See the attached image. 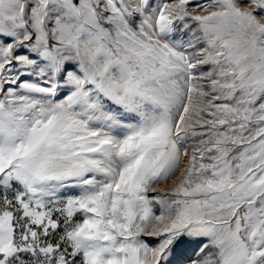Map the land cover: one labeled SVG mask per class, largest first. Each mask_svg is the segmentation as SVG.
<instances>
[{
    "label": "snow or ice",
    "instance_id": "obj_1",
    "mask_svg": "<svg viewBox=\"0 0 264 264\" xmlns=\"http://www.w3.org/2000/svg\"><path fill=\"white\" fill-rule=\"evenodd\" d=\"M0 264H264V0H0Z\"/></svg>",
    "mask_w": 264,
    "mask_h": 264
}]
</instances>
